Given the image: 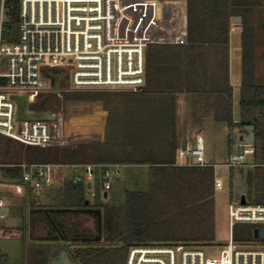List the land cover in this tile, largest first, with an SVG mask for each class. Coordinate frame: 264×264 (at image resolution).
<instances>
[{
    "label": "trees",
    "instance_id": "1",
    "mask_svg": "<svg viewBox=\"0 0 264 264\" xmlns=\"http://www.w3.org/2000/svg\"><path fill=\"white\" fill-rule=\"evenodd\" d=\"M239 1L187 0L189 42L220 46L221 51L224 49L227 72L232 18L240 16L242 9L247 6ZM18 23L19 0H6V20L3 26L5 40L10 39ZM75 93L83 94L73 95ZM88 93L71 92L70 96L92 98ZM136 94L125 93L128 98ZM50 95H41L33 107L44 111L50 109L52 106L47 104ZM240 110L241 120H248L255 127L256 140L252 145L255 153L250 160L255 170L254 200L264 204V86L245 82L241 88ZM115 120L118 123V119ZM241 120L235 123L233 119L231 89L229 111L224 122L232 132L236 127L242 130L244 124ZM120 129L117 130L119 142L113 145L115 147L107 149L97 144L26 148L0 135V177L7 183H19L23 177L19 165L23 162L62 166L78 163L149 166L148 189L126 191L125 201L118 208L123 229L120 232L113 229V232L109 217L103 215L99 240L85 232L79 234L77 230L72 234L70 228L59 219L65 214H74V217L81 213L93 214L90 210L96 209L99 204L89 200L91 187H88V183H74L73 179H66L59 188L54 189V184L43 189L45 193L29 196L28 201L34 213L39 212L53 231L46 241L73 242V256L78 264H126L129 250L133 246L163 242L199 247L214 243V167L179 165L177 138L172 128L140 122L128 127L126 117ZM241 142L245 144L243 140ZM59 170L55 171L56 177ZM102 239L106 242H102Z\"/></svg>",
    "mask_w": 264,
    "mask_h": 264
},
{
    "label": "built area",
    "instance_id": "2",
    "mask_svg": "<svg viewBox=\"0 0 264 264\" xmlns=\"http://www.w3.org/2000/svg\"><path fill=\"white\" fill-rule=\"evenodd\" d=\"M6 0H0V67L5 59L7 71H0V135L24 145L26 148L49 146L54 139L52 124L48 121L21 118L18 102L13 94H20L29 105L43 94L61 95L68 92L128 91L141 92L147 79L146 50L153 40H110L105 0H20L19 39L5 42ZM63 59L59 66L58 60ZM60 75L59 88L48 75ZM255 148L248 145L242 153L226 164L229 168L252 166L250 158ZM187 160L182 166H210L205 162V143L200 136L189 140L178 153ZM23 177L19 183H10L17 194L39 192L55 184L58 164L19 165ZM85 177L74 176V183L93 185L95 170L103 168L104 194L112 189L110 179L118 177L117 165H83ZM215 167V166H214ZM0 184H4L0 177ZM9 184V183H7ZM215 189L224 183L215 178ZM95 192H89L91 201ZM5 200L0 197V211ZM231 231L238 224L264 228V204L246 200L229 205ZM2 215H0V218ZM260 240V239H255ZM209 253L218 251L210 248ZM126 264H264V245L255 243L236 245L232 237L220 250L219 260L209 257L205 249L184 243H157L130 248Z\"/></svg>",
    "mask_w": 264,
    "mask_h": 264
},
{
    "label": "crops",
    "instance_id": "3",
    "mask_svg": "<svg viewBox=\"0 0 264 264\" xmlns=\"http://www.w3.org/2000/svg\"><path fill=\"white\" fill-rule=\"evenodd\" d=\"M131 3L127 24L131 25L130 28L133 32H139L136 29L137 19L143 20L147 16H156L157 20L154 21L155 26L151 29L149 38L145 39V41L153 40L146 50V85L141 92L128 98L126 103L128 127L133 126L135 122H140L149 125L157 123V126L161 124L172 128L176 134L179 153L189 140L200 136L205 141L206 136L219 132L220 125L228 127L224 120L229 111L231 89L233 90V119L235 123L239 122L241 113L237 117L234 109L235 89L240 87L241 96V88L245 82L264 86V84L256 82V80H260L259 82L264 83V32L255 30L251 34L246 33L249 31L248 27L253 28L254 25L256 28L258 26L257 17L253 19L250 13L246 17H241L243 22L247 23H243L248 30L245 32L242 31V28L234 26L232 22L227 72L224 49L221 51L220 46L189 42L187 0H143V2L134 0ZM139 8L142 12L138 13ZM149 9L151 11L148 13ZM237 31L242 33V56L240 78L237 82H233L232 35ZM135 38L138 36L132 39ZM246 40L250 43L245 44L243 41ZM239 129L236 127L234 131ZM244 136V134L239 135L238 148L242 147L241 141ZM186 162L187 160L181 161L177 156L179 165ZM117 166L119 175L122 174L121 169L130 167ZM100 169L103 176L104 169ZM3 182L4 184H0V186L9 185L5 181ZM56 182L55 179V184H57ZM39 192L34 193L39 194ZM17 195L24 196V200H20L24 206L23 204L17 206L21 211L20 216L24 217L25 221V205L29 204L28 200L31 194L26 191L24 194ZM107 196L105 195L106 198ZM0 197L5 200L4 208L12 209L15 206V201L11 196L0 193ZM30 208L32 228H19L17 223L3 225L5 223L2 224L1 221L6 218L2 213L3 209H1L0 264H70L64 252L68 254L74 264H78L73 256V242L46 241L48 235L53 231L43 216L39 212L34 213L31 205ZM30 215L27 214L28 217ZM72 215H62L59 218L60 222L63 223ZM70 230L72 234L75 230L80 234L84 229L70 228ZM24 233L27 238L26 246L19 242L18 250H16L15 245L14 249L2 245V241L5 240L20 239L22 241Z\"/></svg>",
    "mask_w": 264,
    "mask_h": 264
},
{
    "label": "rangeland",
    "instance_id": "4",
    "mask_svg": "<svg viewBox=\"0 0 264 264\" xmlns=\"http://www.w3.org/2000/svg\"><path fill=\"white\" fill-rule=\"evenodd\" d=\"M106 10L108 15L107 29L108 37L110 40H133V37L138 36L134 40L145 41L149 38L151 29L155 26L154 21L157 20L156 16H147L143 20L137 19L136 29L139 31L133 32L127 24V17L129 13V6H132L134 0H105ZM137 2H143V0H135ZM20 2V0H19ZM241 4L247 5L242 9L241 15L238 17H246L250 13L252 18L257 17L256 21L258 26L253 25V28L247 30V26L241 23H234L236 27L242 28V31H248L247 34L253 33L255 30L258 32H264V0H240ZM259 3V4H256ZM263 3V4H261ZM131 4V5H130ZM142 4V3H139ZM154 4V3H153ZM262 6H261V5ZM259 6V7H258ZM151 10L147 11L148 13ZM142 12L138 9V13ZM255 12V13H253ZM254 15V16H253ZM234 18V17H233ZM232 18V22H233ZM254 21V20H253ZM255 23V22H254ZM142 35V36H141ZM242 33L240 31L234 32L232 35V78L233 82H237L240 78V67H241V46ZM249 37V35H247ZM19 39V28L13 32L10 39L5 40L8 43H15ZM245 44H249L250 41H243ZM244 52V51H243ZM63 59L58 60L57 65H61ZM2 73L7 71V65L5 59L2 60L0 67ZM260 81V80H259ZM259 84H264L259 82ZM63 92L61 95L54 93L50 95L48 100L50 109L40 110L35 109L34 104L29 105L28 110L26 108L23 113L31 114L33 116H41L47 119L52 124L54 132V139L50 146L65 147L68 145H80V144H97L103 145L107 148L116 145L118 141V131L121 130L120 126L126 122V111H127V96L125 93L128 91H89V95L92 98H76L70 96L71 92L66 91V88H62ZM83 94V93H82ZM81 93L73 95H82ZM87 94V95H88ZM15 100L20 97V94L12 95ZM240 87L235 89V102L234 109L237 117L240 116ZM118 119V123L115 119ZM226 126V125H225ZM220 125L219 132L210 134L205 138V162L211 166H215V176L221 179L224 183L222 190H216L215 200V240L214 243L205 246H199L209 254V257L215 260H219L220 250L225 246L231 239L236 245H245L255 243L258 245H264V239L255 240L253 231L256 228L249 224H238L231 231L229 225V205L233 201H239L245 196L246 200L255 204H261L256 202L255 191V170L252 166H241L235 168H229L226 164L229 159L233 156L242 153V148L247 147L248 144H241V148H238L237 142L239 135L243 134L241 129L232 131L228 127ZM116 127V128H115ZM116 130V131H115ZM242 143V142H241ZM120 144V143H119ZM108 146V147H107ZM115 147V146H113ZM232 149V150H231ZM251 160V157H249ZM92 165V164H91ZM68 168H67V167ZM62 166L61 170L58 171L56 177L57 184L54 189L59 188L66 179H72L74 176L85 177V170L83 164H73ZM73 166V167H72ZM71 167V168H69ZM122 170V171H121ZM121 175L110 179L112 189L109 191L107 198L102 191L103 176L102 170L97 167L95 180L93 186L89 188V192L96 193V199L90 201L92 203L99 204L96 209L101 212V215L109 217L111 230L114 232H120L123 229V223L121 215L119 213L120 206L125 201L126 191H146L148 189V168L145 166H130L121 169ZM119 174V173H118ZM46 190L40 191L39 193H45ZM0 193H6L11 196L15 201V206L12 209L6 207L2 210L6 220L1 221L3 225H14L17 223L19 228H32L31 208L30 205H25V221L24 217L20 216V206L23 204L24 196H19L15 192L14 186L9 183L6 186H0ZM34 191H30L33 194ZM36 193V192H35ZM26 199V197H25ZM22 200V201H20ZM24 206V204H23ZM30 215L29 217L27 216ZM97 216L89 213H81L78 216H71L67 218L64 223L69 228H83L82 232L86 235L96 236L98 233V221ZM116 226L120 228H116ZM42 228V227H41ZM18 239V238H17ZM26 235L24 233V239H11L2 241V245L7 248L14 249V245L17 248L19 242L27 245ZM16 240V241H15ZM15 241V242H14ZM29 241V240H28ZM31 241V240H30ZM17 242V243H16ZM102 242H106L102 239ZM163 243V242H162ZM157 244V243H155ZM217 248L218 251L209 253L210 248ZM18 250V248L16 249ZM42 261V260H41Z\"/></svg>",
    "mask_w": 264,
    "mask_h": 264
},
{
    "label": "water",
    "instance_id": "5",
    "mask_svg": "<svg viewBox=\"0 0 264 264\" xmlns=\"http://www.w3.org/2000/svg\"><path fill=\"white\" fill-rule=\"evenodd\" d=\"M241 22H242L241 17L236 16L233 18V23H241ZM52 77L55 79V87L58 89L59 88V80H60L61 76L53 74ZM16 101L18 102V106H19L18 115L21 118H29V119L47 121V119L43 118L44 114H40L41 116L37 117V116H33L31 114L23 113V111H25L27 108V102H26V99L24 97H18ZM241 122L244 124V126L241 130L245 134V136L242 138L244 143H246L248 145H253L255 143V140H256L255 127L253 125H251L248 120L242 119ZM88 187H90V184H88ZM105 195H107V194H105ZM242 203H246L245 196L242 197ZM90 212H92L94 215H96L97 219H98V233L99 234L96 237V239L99 240L101 238V235H102V215H101V212L97 209L90 210ZM253 235H254V239H264V228L263 229L255 228L253 231ZM64 255L68 259L70 264H74L70 260L68 254L66 252H64Z\"/></svg>",
    "mask_w": 264,
    "mask_h": 264
},
{
    "label": "flooded vegetation",
    "instance_id": "6",
    "mask_svg": "<svg viewBox=\"0 0 264 264\" xmlns=\"http://www.w3.org/2000/svg\"><path fill=\"white\" fill-rule=\"evenodd\" d=\"M50 76H52L53 74H49Z\"/></svg>",
    "mask_w": 264,
    "mask_h": 264
}]
</instances>
